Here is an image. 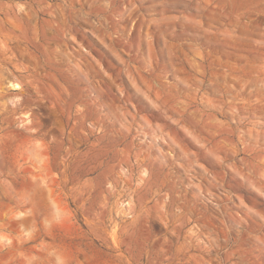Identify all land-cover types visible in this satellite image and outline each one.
Returning a JSON list of instances; mask_svg holds the SVG:
<instances>
[{
	"label": "rangeland",
	"instance_id": "rangeland-1",
	"mask_svg": "<svg viewBox=\"0 0 264 264\" xmlns=\"http://www.w3.org/2000/svg\"><path fill=\"white\" fill-rule=\"evenodd\" d=\"M0 264H264V0H0Z\"/></svg>",
	"mask_w": 264,
	"mask_h": 264
},
{
	"label": "bare ground",
	"instance_id": "bare-ground-1",
	"mask_svg": "<svg viewBox=\"0 0 264 264\" xmlns=\"http://www.w3.org/2000/svg\"><path fill=\"white\" fill-rule=\"evenodd\" d=\"M48 149V148H47Z\"/></svg>",
	"mask_w": 264,
	"mask_h": 264
}]
</instances>
